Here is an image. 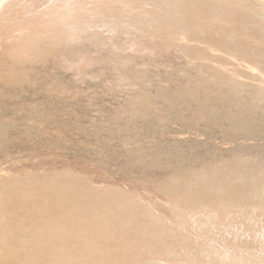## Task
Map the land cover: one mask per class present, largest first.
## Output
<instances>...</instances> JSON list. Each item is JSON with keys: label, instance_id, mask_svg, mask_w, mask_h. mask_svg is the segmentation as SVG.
<instances>
[{"label": "rangeland", "instance_id": "rangeland-1", "mask_svg": "<svg viewBox=\"0 0 264 264\" xmlns=\"http://www.w3.org/2000/svg\"><path fill=\"white\" fill-rule=\"evenodd\" d=\"M7 1L0 0V22L11 18L2 16ZM210 3L212 39L156 41L114 25L108 46L70 34L61 49H47L45 61L23 66L15 57L32 54L8 45L1 31L0 194L13 189L11 177L52 174L129 194L145 214L187 226L179 217L186 188L215 192L264 180V0ZM240 18L258 31L244 34ZM240 37L247 42L234 44ZM230 213L252 214L243 206ZM218 248L224 255L212 261L182 262L177 254L122 264H264V245Z\"/></svg>", "mask_w": 264, "mask_h": 264}, {"label": "bare ground", "instance_id": "bare-ground-1", "mask_svg": "<svg viewBox=\"0 0 264 264\" xmlns=\"http://www.w3.org/2000/svg\"><path fill=\"white\" fill-rule=\"evenodd\" d=\"M7 2L2 16L11 18L0 22V32L5 31L8 45H17L15 49L23 46L29 56L32 54L15 57L21 66L43 61L47 49L59 48L70 34L77 37L86 33L88 36L83 38L108 46L114 25L134 31L137 37L145 33L156 41L172 42L181 34L193 39L202 33L212 39L215 34L212 17L216 8L210 0ZM233 16L228 15L230 21ZM238 22L244 34H253V23L245 18ZM14 30L25 32L15 37ZM221 32L227 31L223 28ZM246 42V37L233 39L234 44ZM38 176L44 179L6 180L13 189L0 194V264L7 260L11 264H122L124 259L143 261L153 256L167 260L177 254L182 262L196 263L199 259L220 258L224 254L218 247L227 244L237 247L244 241L264 245V193L259 186L264 183L262 179L249 185L237 181L232 189L224 191L203 192L198 185L197 190L186 188V194H181V200L186 198L185 205L179 214L189 222L187 225L182 220L187 225L184 226L161 220L158 213L145 214L141 204L129 194L121 192L118 196L115 191L100 190L76 180L60 181V176L52 178V174ZM167 195L173 198L172 191H167ZM237 206L249 208L252 214L239 220V215L230 213Z\"/></svg>", "mask_w": 264, "mask_h": 264}]
</instances>
